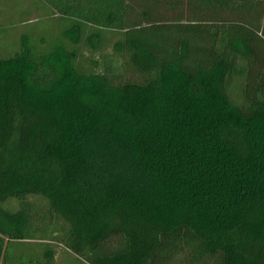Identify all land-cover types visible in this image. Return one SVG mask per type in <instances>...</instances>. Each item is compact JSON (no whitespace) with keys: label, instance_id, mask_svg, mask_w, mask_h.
<instances>
[{"label":"trees","instance_id":"trees-1","mask_svg":"<svg viewBox=\"0 0 264 264\" xmlns=\"http://www.w3.org/2000/svg\"><path fill=\"white\" fill-rule=\"evenodd\" d=\"M48 2L78 19L75 45L83 23L122 37L103 71L26 37L0 59V264H67L65 250L80 264H171L183 245L200 264H264V76L221 34L236 14L263 38L251 18L264 0ZM123 58L138 79L120 80ZM33 240L35 253H12Z\"/></svg>","mask_w":264,"mask_h":264},{"label":"rangeland","instance_id":"rangeland-1","mask_svg":"<svg viewBox=\"0 0 264 264\" xmlns=\"http://www.w3.org/2000/svg\"><path fill=\"white\" fill-rule=\"evenodd\" d=\"M250 6L251 3L247 4L244 7L245 10H248ZM256 14L255 16L258 17V20L256 17L254 21L251 16L250 18L252 23L257 22L263 38H253L250 28L244 29L240 27L236 14H233V18L228 16V20L221 22V25H223L221 26V34L224 37L222 48L229 49L231 45L228 44L232 40V46L237 47L245 53V56H248L249 59L245 57L246 60L243 62L254 65L257 70H262V75L264 76V6L263 8L260 7ZM77 20L72 15H65L61 11L54 9L48 0H0V59L9 58L19 52L22 48V38L26 37L29 45L35 47L39 53L46 54L59 45L69 50L76 48L78 55L75 64L77 67L86 70L103 71L107 60L106 57L113 52L115 42L122 37L121 31L83 23L81 40L78 45H75L67 37L66 31L72 28ZM90 34H96L94 35V42L98 43V47L95 49H91L86 42ZM239 39H242V41L237 42ZM125 62L126 59L123 58L117 63L124 72L120 80L124 81L128 78L138 79L139 74L128 68ZM243 83L244 79L235 77L229 84V94L236 102L242 101ZM30 200L34 202L36 207L45 208L44 201L47 199L42 195L34 194L30 197ZM38 200L42 204H39ZM18 204L20 206V201L14 199L5 201L3 206L5 209H12V207L16 208ZM48 235L44 229H39L32 234L35 240ZM183 246L184 250L175 254L171 264H200L204 257L192 261L190 247L187 245ZM39 249L41 248L35 241L26 244L25 247H15L12 253L14 255L26 254L29 256ZM63 253L62 259L65 263L80 264L72 253L66 250ZM212 259L213 257L208 258L206 264H211Z\"/></svg>","mask_w":264,"mask_h":264}]
</instances>
